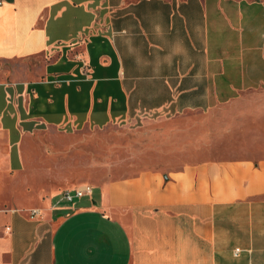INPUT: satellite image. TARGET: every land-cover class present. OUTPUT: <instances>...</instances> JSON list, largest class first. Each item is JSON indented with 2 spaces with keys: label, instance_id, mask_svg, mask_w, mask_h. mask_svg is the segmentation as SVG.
Instances as JSON below:
<instances>
[{
  "label": "crops",
  "instance_id": "obj_1",
  "mask_svg": "<svg viewBox=\"0 0 264 264\" xmlns=\"http://www.w3.org/2000/svg\"><path fill=\"white\" fill-rule=\"evenodd\" d=\"M0 264H264V0H2Z\"/></svg>",
  "mask_w": 264,
  "mask_h": 264
},
{
  "label": "rangeland",
  "instance_id": "obj_2",
  "mask_svg": "<svg viewBox=\"0 0 264 264\" xmlns=\"http://www.w3.org/2000/svg\"><path fill=\"white\" fill-rule=\"evenodd\" d=\"M58 140V139H57ZM59 141V140H58ZM71 143H80L79 147L73 149V151H54L52 152V156H50L51 164H56L59 161L67 160L69 161L71 157H78L83 161L88 160L89 162L96 161L99 164L104 162L105 157V145L106 143L110 142L113 145V159L114 161H120L122 157L126 156L122 155L121 145L122 142L126 144V138L122 137V131L116 128H109L106 131H96V132H82L78 135L77 138H73L68 140ZM127 146V144H126ZM89 184V183H88ZM94 196H95V190ZM62 193L60 192L58 195L62 198ZM72 194V191L70 190ZM95 200L94 198H92Z\"/></svg>",
  "mask_w": 264,
  "mask_h": 264
},
{
  "label": "built area",
  "instance_id": "obj_3",
  "mask_svg": "<svg viewBox=\"0 0 264 264\" xmlns=\"http://www.w3.org/2000/svg\"><path fill=\"white\" fill-rule=\"evenodd\" d=\"M2 4V0H0V5ZM72 194L70 193V190H66L62 193V199L67 202H73L75 199H81L84 197H90L93 192V187L89 184H81L73 189H71ZM35 212H31V216L34 215ZM239 250L236 249L235 253H238Z\"/></svg>",
  "mask_w": 264,
  "mask_h": 264
},
{
  "label": "trees",
  "instance_id": "obj_4",
  "mask_svg": "<svg viewBox=\"0 0 264 264\" xmlns=\"http://www.w3.org/2000/svg\"><path fill=\"white\" fill-rule=\"evenodd\" d=\"M113 146V145H112ZM113 152V151H112Z\"/></svg>",
  "mask_w": 264,
  "mask_h": 264
}]
</instances>
